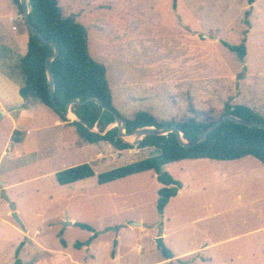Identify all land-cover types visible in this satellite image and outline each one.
Segmentation results:
<instances>
[{"label":"rangeland","instance_id":"374dc122","mask_svg":"<svg viewBox=\"0 0 264 264\" xmlns=\"http://www.w3.org/2000/svg\"><path fill=\"white\" fill-rule=\"evenodd\" d=\"M59 3L64 15H74L87 27L90 54L106 66L114 107L125 118L147 111L160 121L183 122L192 117V103L199 120L207 123L218 120L227 103L264 107V0L256 7L249 0ZM243 43L247 55L241 62L225 44ZM33 129L26 136L38 149L31 154L24 148L28 141L18 144L17 135V142L12 139L11 120L2 119L0 112V158L11 142L8 156L0 163V181L11 186L0 190V264L17 260L21 264H154L164 259L155 234L172 225L178 234L172 233L165 245L178 254L219 243L211 251L214 264H253L237 260L238 253L245 251L242 241L226 240L264 227L260 171L250 174L258 168L264 176V166L257 159L214 162L204 158L168 166L166 171L180 189L183 181L190 189L160 215L161 185L154 172L98 183L99 174L144 160L150 149L118 152L108 143L78 149L81 138L75 129L66 130L63 140L57 139L61 133L55 130ZM89 162L95 177L65 186L56 182V172L71 163ZM14 210L24 228L9 214ZM196 216L199 221L182 238L181 226ZM69 218L92 226L95 232L66 228ZM94 235L91 248H75ZM255 264L264 262L256 259Z\"/></svg>","mask_w":264,"mask_h":264},{"label":"trees","instance_id":"16d2710c","mask_svg":"<svg viewBox=\"0 0 264 264\" xmlns=\"http://www.w3.org/2000/svg\"><path fill=\"white\" fill-rule=\"evenodd\" d=\"M12 2L23 16L20 1L12 0ZM254 2L255 0H249L250 4ZM29 4L30 22L48 42L31 36L23 18L21 25L29 36L27 54L19 64L20 73L24 78L20 95L25 105H45L64 122L75 127L85 145L108 143L118 152L135 148L151 150V155L144 160L99 174L100 185L137 174L154 172L162 186L158 191L157 209L160 215H163L166 206L172 198L177 196L181 186L166 171L168 165L182 160L206 158L214 161H234L246 157L256 158L264 165V129L248 128L232 121L223 123L207 137L205 142L189 148L182 147L172 133L166 136H147L138 147H134L119 138L118 127L106 131L115 122L114 112L126 121L128 134L145 127L160 128L177 125L183 134V139L191 142L227 114L263 123L264 116L246 105L227 103L218 120L206 123L199 120L197 109L190 103L189 113L192 117L183 122L160 121L147 111H137L133 116L125 118L114 107L106 66L97 62L90 54L87 27L79 23L74 15H64L59 0H29ZM51 43L56 44L59 51L58 57L52 62L51 71L55 78V102L61 111L65 110L70 100L87 101L92 97L99 99L102 105L108 108L107 110H103V107L95 102L75 104L71 107V111L79 121L73 122L54 110L46 72V61L54 54ZM244 43L236 47L229 44L225 46L236 53L241 62H244L247 55ZM94 168L91 163H84L59 171L56 173V182L65 186L93 178L96 176ZM75 226L95 232L92 226L85 223L78 222ZM95 237L96 235L85 243L75 244V248L89 246ZM16 264H21L20 260H17Z\"/></svg>","mask_w":264,"mask_h":264},{"label":"crops","instance_id":"0c3cea01","mask_svg":"<svg viewBox=\"0 0 264 264\" xmlns=\"http://www.w3.org/2000/svg\"><path fill=\"white\" fill-rule=\"evenodd\" d=\"M258 1L259 0H255V2L251 4V6L256 7L258 5L257 4ZM21 16L22 15L19 13L17 7L13 4L12 0H0V59H1V62H0V112H2V119L7 118L11 120L12 133L10 136H12L13 140L14 139L16 140V135H17L18 142L15 140L14 141L17 142L18 144L21 143L22 141L26 140L27 142L29 140L26 135H31V133L34 132V129H33L34 127L37 128L36 130L38 132H47V131L55 130L59 134L61 133V135L58 134L59 136H57V139L63 140L65 139V135H63L65 131L75 129V127L64 122L56 113H54L51 109H49L45 105H42V104L25 105V101L20 95V90L22 86L24 85V78L22 74L20 73L19 64H20L21 59L27 54L28 42H29V36L23 30L22 25H21L22 23V21H20ZM14 27L16 29H14ZM13 61H14V64H12ZM252 109H255L256 111L263 114L264 116V107L262 109H256V108H252ZM20 136H23V138H21ZM77 142H78V145L76 146L78 149H83L85 147L92 148L94 146V145H85L82 139L80 142L79 141ZM80 145L81 147L82 146L83 147L81 148ZM24 146H25L24 148L27 150V153H31V154H33L38 149L36 142L32 140L25 143ZM5 147L6 149L3 151L1 155L0 163L3 157L8 156L9 154L8 151L10 150L11 142L8 141ZM69 148L71 147L67 146V149ZM69 151L71 154L75 153V151H71V150ZM18 156L23 157V154L18 153ZM246 158H249V157H246ZM246 158H243L240 160H234V161H214V160H211V161L235 162V161L244 160ZM195 160H199V159H195ZM75 165L78 166V163H71L70 166L68 167L70 168L75 167ZM167 167H166V170H167ZM256 171H260V178L263 183L262 190H261V198L264 199L263 173H261V170H259L258 168H254L253 171H250V174L254 175ZM155 178L157 180V175H155ZM10 187L11 186L2 183V187H0V190L7 191L8 189H10ZM183 188L178 191L177 196L172 198L170 202L173 200H179L185 192H188V190L190 189V186H188L187 182L183 181ZM244 194H246V196L250 198V195H248V191H244ZM239 198L242 199L243 196H239ZM170 202L168 204H170ZM204 209L206 208L204 207ZM14 212L18 214V210H14ZM165 212H166V208L164 210L163 215L165 214ZM186 212L187 211L184 210V213ZM12 213H13L12 211H9L10 215H12ZM192 216L194 215H189L187 217H192ZM196 218H197L196 220H192L191 222H185V224L181 226V228L183 229L182 232L184 233L181 236L182 238H185L186 230L189 229V227L194 224V221H199V217L196 216ZM67 220L70 221L71 225L67 226L66 228L70 226H75V224L78 223L75 220L70 219V218ZM163 220H166V218L164 217ZM79 223H82V222H79ZM141 225L142 224L135 225V226H141ZM198 229L199 228L197 227L196 232H198ZM177 230H178L177 227L175 226L173 227V225L170 226L168 230H166V228L164 227L163 230L155 234L156 240L158 238H162L165 243L166 239L173 237L172 233L178 234ZM176 239L182 242L181 238H176ZM238 241H242L240 243V246L244 247L245 249V251L238 253L237 255L238 259L236 256V259L238 261L246 263L247 260H252L253 264H255L256 259H258L259 261L264 262V227L245 232L241 235H238V236H235V237H232L226 240V242H229V243H235ZM92 243L93 241L90 243L89 246H86V247L91 248L93 245ZM218 244L219 243H212V244H206L204 246L202 245L197 246L195 248H191L186 251H183L179 254L174 252L172 248L169 247V249L174 254V259H173L174 264H214L215 255L214 253L211 254V251L214 248H216ZM86 247H83V248H86ZM139 249H141V247H139ZM245 252H250V253L247 255V253ZM154 264H170V262L169 260H166L164 258L161 261L155 262Z\"/></svg>","mask_w":264,"mask_h":264},{"label":"water","instance_id":"95a60500","mask_svg":"<svg viewBox=\"0 0 264 264\" xmlns=\"http://www.w3.org/2000/svg\"><path fill=\"white\" fill-rule=\"evenodd\" d=\"M20 4L23 8V18L25 20V23L28 27V30L33 37H38L43 42H48L42 34L31 24L30 22V4L29 0H19ZM51 45L54 48V54L49 57L46 61V72L48 77V84H49V95L51 98L52 105L54 107V110L56 112H59L64 118L72 119L73 121H79L78 117L71 111V107L75 104H85L87 102H95L97 105L103 107V110H107V107H104L102 105V102L97 98H89L87 101H80L78 99L70 100L64 111H61V109L56 105L55 102V78L51 71V65L52 62L58 57L59 51L56 47V44L51 43ZM234 110V108H233ZM115 122L107 128L106 131L113 129L115 127H118V136L119 138L127 144H130L134 147H138L140 142L147 136H166L168 134H175L177 137V140L179 144L182 147H195L203 142L206 141L207 137L213 133L217 128H219L223 123L226 121H232L236 124L248 127V128H257V129H264V123L259 121H252V120H246L241 117H238L234 114H227L222 119L216 121L213 125H211L206 131H204L201 135H199L194 141L188 142L183 139V134L180 131V128L177 125L172 126H163L160 128L156 127H145L135 130L134 132L128 134L126 132L127 130V123L124 119L120 118L116 113H114ZM116 125V126H115ZM0 186H2V182L0 181ZM12 217L15 220V222L21 227L24 228V224L19 218L18 214L16 212L12 213ZM71 225L70 222H67L65 226ZM157 245L162 250L163 257L166 260H169L170 264H174V254L172 251L165 245L164 240L162 238L157 239Z\"/></svg>","mask_w":264,"mask_h":264},{"label":"built area","instance_id":"2783aa9c","mask_svg":"<svg viewBox=\"0 0 264 264\" xmlns=\"http://www.w3.org/2000/svg\"><path fill=\"white\" fill-rule=\"evenodd\" d=\"M22 20H23V16L20 17V21H22ZM14 29H16V28L14 27Z\"/></svg>","mask_w":264,"mask_h":264}]
</instances>
